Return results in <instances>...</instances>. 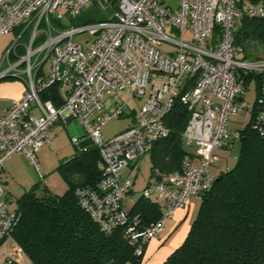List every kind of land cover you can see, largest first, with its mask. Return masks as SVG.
<instances>
[{"label":"built area","instance_id":"built-area-1","mask_svg":"<svg viewBox=\"0 0 264 264\" xmlns=\"http://www.w3.org/2000/svg\"><path fill=\"white\" fill-rule=\"evenodd\" d=\"M177 1L174 9L164 0H0V35L20 31L0 57V79L18 78L26 85L0 116V176L5 160L20 153L42 178L37 151L51 145L55 123L75 119L102 161L96 187L77 188L79 204L105 233L123 226L134 256L143 255L176 209L210 189L216 151L240 136V130H230L231 116L246 111L264 138V55L247 57L244 48L251 39L241 35L236 42L233 26L243 18L264 20V0ZM95 6L109 14L77 23L86 8ZM83 33L90 38L79 43L77 35ZM185 77L191 82L180 100L190 116L182 137L194 148L196 162L183 160L179 170L160 174L143 189L144 197L164 200L159 218L143 226L123 206L133 177L121 178V171L152 142L169 135L164 117ZM253 79L258 88L251 105L244 94ZM51 87L58 105L53 97H40ZM113 94L127 95L133 103V122L105 140L102 126L123 114L121 107L100 112L103 98ZM136 98L141 105L136 106ZM18 219L0 178V239L11 237ZM22 255L14 243L5 263L18 262Z\"/></svg>","mask_w":264,"mask_h":264},{"label":"trees","instance_id":"trees-1","mask_svg":"<svg viewBox=\"0 0 264 264\" xmlns=\"http://www.w3.org/2000/svg\"><path fill=\"white\" fill-rule=\"evenodd\" d=\"M241 25V32H235L236 42L245 35L264 43V20L243 18ZM183 80L164 117L169 135L151 143L150 169L157 178L179 170L191 154L182 137L190 114L180 100L191 80ZM40 97H53L54 104L60 103L54 87ZM252 122L249 119L240 130L234 165L221 171L210 189L199 195L200 207L187 236L161 264H264V138ZM57 169L66 184L62 194L47 188L38 193L32 187L15 201L19 219L11 237L21 247L22 256L32 264H123L128 260L137 264L142 255L134 256L123 226L105 233L76 196L77 188H94L102 176L97 147L87 145ZM127 213L147 226L159 218L160 208L141 194Z\"/></svg>","mask_w":264,"mask_h":264},{"label":"crops","instance_id":"crops-1","mask_svg":"<svg viewBox=\"0 0 264 264\" xmlns=\"http://www.w3.org/2000/svg\"><path fill=\"white\" fill-rule=\"evenodd\" d=\"M105 10L107 11V13L104 14V18L109 14V10L108 9H105ZM1 52H0V56H1ZM25 89H26V85L22 79L12 78V77H6L4 79H0V116H2L5 110L10 107L13 100L18 99L23 94ZM140 100H141L140 98H136L135 104L138 103L137 101H140ZM142 102L143 101H141L139 105H141ZM117 107H121V110L123 112V114L118 118L126 119L127 126L132 124L133 122L132 111H133L134 105L133 103L131 104L130 101L126 100L125 95L113 94V95L105 96L103 98V107L100 112L101 113L113 112ZM31 113L34 115H38V112L36 109H32ZM73 120L75 119L69 120L66 124L61 123V122L55 123L50 128V131H49V141L51 145L44 144L37 151V157L41 159L43 168L46 170L45 172H52V169H50V165L48 164V159H47L48 155H50V157L53 158V160L56 162V165L53 169L55 170V168H57L59 164L73 157L80 149L86 147L87 145H92L91 141L86 136H84L85 134H83L82 136H80L79 134L75 135L74 132H72V135L69 134L70 133L68 129L69 124L72 123ZM230 123H231V120H230ZM68 136L70 138V141L74 137L80 138V142L78 144L73 143L74 148L72 149L67 148L65 144V140L67 141ZM230 145L231 144L228 143V145L223 147V149L225 148L227 149ZM151 146L152 144L148 146L146 152L143 155H141L135 162L125 167L121 171V178H125L126 176H129V175L133 177V185L131 187V190L125 196L123 200V206L126 211L130 209L133 203L142 194L143 189H145L148 186H152L157 179L156 176L151 174V169H150L151 162H150L149 174L144 184H142V186L137 189L135 188L136 176L140 168L141 159L144 157V155H148L150 159ZM188 146L190 145L186 144L185 148L191 154H188L187 156H185L184 160L196 162V158L194 155V152H195L194 148L190 149L192 146L190 147ZM15 154L22 156V158H25V160L28 161L24 155L20 153H15ZM13 165H14L13 163L8 161L7 165L3 167V170H2L3 172H1V176H0L4 184V187H5V198L7 199L11 208L15 207L16 199L26 191V189H22V191H19L20 189H18V187L10 184V181L12 180H9V176H11V179H12L17 174V172H20L19 170H21L18 167H15ZM2 174H4L3 177H2ZM211 174L213 176L212 169H211ZM36 175H38V173ZM44 176L45 174H43L42 178H44ZM37 177H39V175ZM34 185H32L30 188H32ZM63 185H65L64 181H63ZM46 187L48 188V186ZM135 189L140 191L139 192L140 194L136 197L132 195ZM150 199H152L158 204L160 208V212H161V208L164 204V200L158 199L154 195H151ZM200 202H201L200 196L199 195L194 196L189 200L186 206L176 209L173 216L170 218H167L164 221L163 229L159 232L158 236L152 239L146 245L144 253L140 261L137 264H161L163 263L167 259V257L176 248H178L181 245V243L184 241L185 237L187 236L190 230L192 222L197 216V213L200 207ZM4 240L5 241L10 240L12 242V245L4 253V258H5L6 254L12 249L15 242L12 239V237H7ZM18 262L19 264H24V262L25 264H32L25 255L22 256Z\"/></svg>","mask_w":264,"mask_h":264},{"label":"rangeland","instance_id":"rangeland-1","mask_svg":"<svg viewBox=\"0 0 264 264\" xmlns=\"http://www.w3.org/2000/svg\"><path fill=\"white\" fill-rule=\"evenodd\" d=\"M164 2H165V4L171 6L174 9H176L177 4H178L177 0H164ZM105 9H106L105 7H101V6L86 8L81 13V15L78 17L77 23H83V22H87L89 20L103 19L104 14L107 13V11ZM233 26L237 28L236 30H238V32H241V30H242L241 22H239L238 20H234ZM19 34H20L19 30H11L7 34L0 35V52L3 48L5 49L6 46L12 40H14ZM87 38H90V36L86 33L77 35V41L79 43H83ZM185 38H189V34L187 33V31L185 32ZM165 47L166 46L163 45V46H161V49H164ZM4 49L2 50L1 55L4 51ZM244 52L247 55V57L262 56V55H264V43H261L259 41L251 39V41L249 40L246 43L245 48H244ZM257 88H258V81L256 79H253L252 81L247 83V89H246V92L244 94V98L251 105L253 104V101L255 99V96L257 93ZM125 96H126V100H128L127 95H125ZM141 101H143V100L141 99L140 101H137L138 103H136V106H138ZM246 117H247L246 111H242L238 115L231 116L230 117L231 123L229 125L230 130H232V132H234L236 130L243 129L247 125V118ZM126 127H127V120L126 119H124V118H111L102 126V129H101L102 136L105 140H107L108 138L113 137L115 134L122 131ZM68 129H69L70 135H72V132H74L75 135L79 134L80 136H82L84 134V130H83L82 126L76 120H73V122L69 124ZM65 144H66L67 148H69V149L74 148V144L72 142V139L70 141L69 136H68L67 141L65 140ZM230 144L231 145L227 149L222 148V149H219L216 151V153L218 155V161L211 167L213 176L215 178L217 175L220 174L221 170L223 171L226 168H231L236 161V157H237L238 149H239V144H240L239 138L233 139V141L230 142ZM188 147H190V146H188ZM192 148L193 147H191L190 149H192ZM47 159H48V164L50 165V169H52V172H45L46 170L43 168L41 159L39 157H37V161L39 163V166H40L43 174H45L44 178H42V179L41 178L39 179V177H37L38 175H36L37 173H35L36 171L33 168V166L31 164H29L28 161L25 160V158H22V156H20L18 154H14L11 157H9L8 159H6L4 162V166L7 165L8 161H10L11 163L14 164L13 166L21 169V170H19L20 172H17V174L12 179H11V176H9V180H12V181H10V184L18 187V189H20L19 191H22V189L28 190L32 185L35 184L33 187L35 188V190L38 193L41 192L44 187L47 188L46 186H48L47 189L52 191L53 193L62 194L66 189V184L63 185V181H62L63 179H62L61 173L58 171V169L55 168V170H53L55 165H56V162L53 160V158H51L50 155H48ZM149 165H150L149 156L144 155V157L141 159L140 168H139V170L137 172V176H136V182H135V188L136 189L141 187L142 184H144V182H145V180L149 174ZM3 175L4 174H2V177H3ZM136 189L134 190V192L132 194L134 197H136L140 194L139 193L140 191L136 190ZM11 245H12V242L10 240H7V241L4 240V241L0 242V264H5L4 253L6 252V250ZM144 250H145V248H144ZM143 253H144V251H143ZM24 264H25V262H24Z\"/></svg>","mask_w":264,"mask_h":264},{"label":"water","instance_id":"water-1","mask_svg":"<svg viewBox=\"0 0 264 264\" xmlns=\"http://www.w3.org/2000/svg\"><path fill=\"white\" fill-rule=\"evenodd\" d=\"M91 144H92V143H91ZM218 177H220V175H219ZM218 177H216L215 180L218 179Z\"/></svg>","mask_w":264,"mask_h":264}]
</instances>
